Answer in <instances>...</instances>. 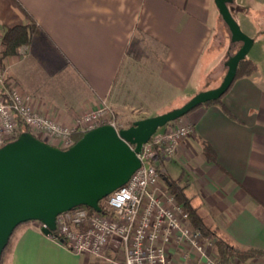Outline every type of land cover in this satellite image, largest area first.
<instances>
[{
  "label": "crops",
  "instance_id": "0c3cea01",
  "mask_svg": "<svg viewBox=\"0 0 264 264\" xmlns=\"http://www.w3.org/2000/svg\"><path fill=\"white\" fill-rule=\"evenodd\" d=\"M231 6L234 16L246 14L237 0ZM29 15L45 33L0 62L37 110L64 125L104 100L117 109L136 94L139 105L174 102L226 73L228 57L214 50L222 18L215 0H0V55L5 29L27 24ZM255 62L257 72L237 79L223 98L231 115L220 104L197 107L184 116L194 132L157 163L179 180L207 226L264 251V59ZM155 83L160 91H152ZM204 141L215 161L204 154ZM107 254L120 256L117 238ZM91 257L97 256L74 253L30 221L15 231L4 264H110ZM241 264H264V255Z\"/></svg>",
  "mask_w": 264,
  "mask_h": 264
},
{
  "label": "built area",
  "instance_id": "2783aa9c",
  "mask_svg": "<svg viewBox=\"0 0 264 264\" xmlns=\"http://www.w3.org/2000/svg\"><path fill=\"white\" fill-rule=\"evenodd\" d=\"M0 86L7 99L0 96V147L17 134V117L38 137L67 149L74 135L114 121L100 122L113 110L105 100L95 109L78 116L74 124L64 125L37 110L32 97L14 83L0 62ZM183 118V117H182ZM168 124L144 144L139 154L141 166L131 178L104 200L101 212L74 208L57 216V235L78 255H93L110 264H221L216 239L194 226L186 206L165 185L157 159L175 154L178 143L194 132L186 121ZM105 212V213H104ZM107 213V214H106ZM114 238L121 246L120 256L109 257ZM227 264H239L233 259Z\"/></svg>",
  "mask_w": 264,
  "mask_h": 264
},
{
  "label": "water",
  "instance_id": "95a60500",
  "mask_svg": "<svg viewBox=\"0 0 264 264\" xmlns=\"http://www.w3.org/2000/svg\"><path fill=\"white\" fill-rule=\"evenodd\" d=\"M235 0H215L240 47L226 61L219 86L199 92L182 106L158 116L136 120L127 128L103 124L84 133L67 149L54 146L29 131L0 147V264L15 229L39 221L50 235L57 216L86 205L102 211L100 202L123 186L141 166L139 154L160 127H165L197 107L221 98L236 79L239 63L254 46L234 16Z\"/></svg>",
  "mask_w": 264,
  "mask_h": 264
},
{
  "label": "trees",
  "instance_id": "16d2710c",
  "mask_svg": "<svg viewBox=\"0 0 264 264\" xmlns=\"http://www.w3.org/2000/svg\"><path fill=\"white\" fill-rule=\"evenodd\" d=\"M231 9H232V6H231ZM43 33H45V32L37 24V22L34 20V18L31 15H29V20H28L27 24H22V25L19 24V25H14V26L6 28L5 32L3 34V37L1 39V55H0L1 61L8 56L18 54L20 48L23 45H27V44L31 43L35 38L42 36ZM257 70H258V64L253 59H251L247 56L244 60H242L239 63L238 72H237V76H236L235 81L239 78L249 77V76L253 75L255 72H257ZM234 82H233V84H234ZM233 84H232V86H233ZM231 87H230V89H231ZM230 89L218 100L206 103L204 105H208L211 103L220 104L221 107L223 108V110L226 113H228L229 115H231L223 103V98L230 91ZM0 96L3 97L4 99L8 98L5 87L0 86ZM170 123H173V122H170ZM170 123H168V124H170ZM25 131H29L33 135L38 137V135L35 134L24 123V121L18 116L17 117V134L13 138V140L16 139L22 132H25ZM83 135H84L83 132H77L74 135V143L76 141H78L80 138H82ZM202 144H203V151H204V154L206 155L207 159L209 161H215L216 153H215V150L213 149V147L206 141H204ZM161 174L163 177L165 176L162 173V171H161ZM163 179H165L169 190L175 195L176 199L186 206L187 210L190 213L191 221H192L193 225L200 227L203 230V232L205 233V235H211L216 239V249H217L218 257H219L221 264H227L229 261H231L233 259H238L239 261L244 263L248 259H251L253 257H260V256L264 255V251L256 249V248H247V247L239 246V245L235 244L233 241H231L228 237L221 234L219 231L213 229L210 226H207L204 223L202 217L189 204V201L186 198V196L182 190V187L179 185V180L178 179H172L170 177H166ZM104 200L105 199H103L100 202V205L102 208H104ZM76 208H84V209H87L89 211H94L91 207L86 206V205H81V206H78ZM36 222L40 223L39 221H36ZM21 225H19V226H21ZM17 228L15 229V231L17 230ZM15 231L13 232V235H14ZM13 235H12V237H13ZM53 235H57V232L53 233ZM12 237H11L7 247L5 248V250L3 252V255L1 258V264H4L6 256L10 253V251L12 249ZM58 241L61 242L65 246L67 244L66 240H64L62 237H59Z\"/></svg>",
  "mask_w": 264,
  "mask_h": 264
},
{
  "label": "rangeland",
  "instance_id": "374dc122",
  "mask_svg": "<svg viewBox=\"0 0 264 264\" xmlns=\"http://www.w3.org/2000/svg\"><path fill=\"white\" fill-rule=\"evenodd\" d=\"M238 3L242 4L244 7H241L242 10L245 11L246 14H241L239 12H235V17L238 20L239 24L241 25L243 31L248 34L249 36L256 39V44L253 47V49L249 52L248 57L261 62L262 59H264V39L258 40L257 32L260 29V31L264 30V27L262 26V22L264 21V0H237ZM261 31V32H262ZM216 45L214 46V50H218V52H223L221 57H229L232 55L235 51H237L240 47V44H235L230 46V34L227 25L225 24L224 20L221 18V26L218 29V35H216ZM39 41L34 42L35 48L40 46ZM143 42V41H142ZM142 46H145V44L141 43ZM230 46V47H229ZM213 48V47H212ZM224 50V51H223ZM227 69H225L226 72ZM209 77H212L209 81L202 82V85L199 89L193 88L194 95L198 94L199 92L206 91L212 88H215L220 85L223 78H219L217 80H213V74ZM142 90H148L151 91L152 88L147 86V88H143L142 85H139ZM139 88V89H140ZM133 91L139 92L140 90ZM161 87L159 83H155L153 85V90L160 91ZM151 91V92H152ZM138 96V94H136ZM193 94H185L183 97L177 98L174 102H161L158 100H153L151 103H145L140 104L137 101V96H135V100L133 101L132 98H127L129 103L126 107H119L118 109L116 107L111 106V109L113 110L111 113L106 114L103 119L100 120V122L108 123L110 121H114L117 127L119 128H127L132 125V123L136 120L146 118V117H152V116H158L160 114L169 112L175 108H178L182 106L184 103H186L188 100H190L193 96ZM140 99V97L138 96ZM153 99H156L153 97ZM127 101V102H128ZM136 107V108H135ZM182 123H185V118L183 117L181 120ZM178 124L179 119L173 121V124ZM163 127H160L158 131L162 130ZM91 260L93 263L98 262L97 257H91ZM239 261V260H238ZM242 262L239 261V264ZM98 264V263H97ZM101 264H106L101 263ZM109 264V263H107Z\"/></svg>",
  "mask_w": 264,
  "mask_h": 264
}]
</instances>
